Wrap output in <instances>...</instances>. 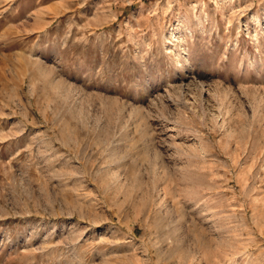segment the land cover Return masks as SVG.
Instances as JSON below:
<instances>
[{
    "label": "rangeland",
    "instance_id": "rangeland-1",
    "mask_svg": "<svg viewBox=\"0 0 264 264\" xmlns=\"http://www.w3.org/2000/svg\"><path fill=\"white\" fill-rule=\"evenodd\" d=\"M0 264H264V0H0Z\"/></svg>",
    "mask_w": 264,
    "mask_h": 264
}]
</instances>
